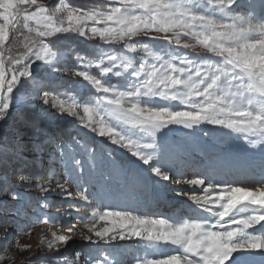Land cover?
Segmentation results:
<instances>
[{
    "label": "snow or ice",
    "instance_id": "obj_1",
    "mask_svg": "<svg viewBox=\"0 0 264 264\" xmlns=\"http://www.w3.org/2000/svg\"><path fill=\"white\" fill-rule=\"evenodd\" d=\"M118 6L107 11L96 8L72 7L68 3L49 8L40 0H0V121L11 115L9 109L14 103V92L29 80L35 81L33 65L42 61L56 72H69L87 81L101 96L91 93L82 103L73 96L60 99V93L50 96L47 84L35 87L34 92H43L45 105L58 108L59 114L79 118L83 128L107 136L112 145L127 150L143 165L148 166L154 177L163 181H175L179 185L201 186L202 195H189V200L206 215L183 214L179 217L150 219L144 215H133L131 211L93 212L92 219L107 221L111 227L90 231L99 241L111 244L133 238L141 242L143 254L133 258L130 264H245L233 254L260 250V264H264V188L251 190L228 186L217 192L221 183L215 179L217 170H200L194 167L191 176L184 179V171L167 167L175 158L184 156L180 148L176 156L171 154L172 146L166 143L164 130L169 125H183L195 131L201 124L220 126L238 133L249 148L260 149L264 156V15H255L256 3H239V0H115ZM264 8V0H259ZM27 30L22 42V51L12 54L10 47V25L13 35L16 25ZM104 25L98 27V25ZM35 25V26H33ZM73 32L87 40L97 37L105 44L120 43L129 52H144L146 55L133 57L122 52L101 51L95 60L77 56L83 70L57 66L53 60L56 47L49 37ZM150 33H163L162 37ZM169 33H172L169 35ZM148 40L162 39L176 48L153 50L148 43L134 40L137 36ZM188 37L195 43L182 42ZM197 47L211 57L190 59L179 48ZM7 57V58H6ZM148 57L152 58L150 63ZM218 58V59H214ZM137 59L139 63L137 64ZM95 67L100 77L90 74L88 68ZM111 74L122 77L120 86H105L102 78ZM79 82V81H77ZM123 88V90H121ZM156 100L169 103L159 104ZM179 101L188 110H176L170 102ZM150 105V106H143ZM83 115L80 114V109ZM98 117V119H97ZM107 118V119H106ZM114 121L115 123H112ZM20 128L11 141L0 136V165L5 171L9 165L27 166L26 153H43L55 144L47 156L48 163L40 155L31 161L41 171L39 176L24 175L18 168L20 182L31 184L33 180L57 179L58 187L67 197L74 195L86 205L107 207L103 203L112 195L111 179L116 176L136 175L118 161L113 152L105 153L85 138H73L78 147L65 144L62 137L49 134L43 127L41 117L25 109L20 114ZM118 126L120 127L117 130ZM125 129L129 130L126 134ZM31 130L40 136V143H25L20 133ZM131 130L143 133L133 138ZM208 136V132H203ZM101 159L107 160V170L101 166ZM53 165H59L67 179L59 183ZM103 176V180L99 177ZM177 177H180L177 179ZM264 185V179L255 181ZM67 185L76 191H69ZM126 184H121L125 187ZM42 191L50 187L38 184ZM193 187L190 192L195 193ZM0 194H17L5 179L0 184ZM185 195L187 192H180ZM6 202H0V205ZM243 205L251 206L249 214L237 210ZM71 206V205H70ZM3 223H10L4 220ZM72 232V228L68 229ZM70 235H54L48 243L67 244ZM83 239L95 244L92 236ZM67 251V249H65ZM54 258V259H58ZM4 257H0V260ZM26 264H33L31 258ZM44 264V262H42ZM69 264H121L119 260L101 253V258L90 259L82 251L75 252V260Z\"/></svg>",
    "mask_w": 264,
    "mask_h": 264
},
{
    "label": "rangeland",
    "instance_id": "obj_2",
    "mask_svg": "<svg viewBox=\"0 0 264 264\" xmlns=\"http://www.w3.org/2000/svg\"><path fill=\"white\" fill-rule=\"evenodd\" d=\"M40 2L48 5L49 8H55L57 4L68 3L72 7L96 8L104 11H107L111 6H118L115 0H40ZM248 2L249 0H239V3L243 4ZM253 2L256 3L254 12L258 9L264 10L259 0H253ZM103 26L102 24L98 25V27ZM16 28L18 31H15L13 35L10 25L9 36L12 54L22 51V42H26L24 41V35H27V30L22 28V24L16 25ZM21 33H24V35H21ZM171 34L169 33V35ZM150 35L162 37L163 33H150ZM57 36L58 38H48L50 42H54L56 45L53 51L57 53V56L53 60V64L66 66L73 70H83V65L77 60L78 55L85 58V63L88 60L95 61L101 51L113 50L137 58L146 55L142 51L129 52L120 43L105 44L99 37L87 40L85 37L73 32L61 33ZM133 39L148 43L154 51L161 48L170 50L177 47L174 44L169 45L162 39L148 40L143 35ZM184 41L195 43L194 40L188 37H182V42ZM178 51L186 53L190 59L212 56V54L206 53L199 47L196 49L179 48ZM148 60L150 63L152 62L151 57H148ZM138 63L139 59H137ZM87 70L90 74L101 78L99 69L94 66ZM33 74L36 77L34 82L29 80L19 92H14V103L9 109L11 115L6 118V121H0V132H5L1 133L0 136L11 135L12 123L18 124L19 129L18 120L20 115L16 116L15 112L16 114L17 112L22 114L25 109H29L33 114L41 117L44 121L43 127L47 133L62 137L65 144H72L74 147H78V145L75 144L73 138L80 139L83 137L89 143L95 144L98 150L102 148L105 153L108 151L113 152L114 157L118 161H123L126 168L132 169L136 175L116 176L109 181L112 195L103 202L108 205L107 207L89 206L75 195L69 198L62 193L58 187L57 179H53L50 184L48 180H33L31 184L20 182L18 175H16L18 168H23L24 175L39 176L41 169L31 164L32 158L34 155H40L47 164V156L49 152L54 151L55 144L46 148L43 153H26L27 166L25 164H19L16 167L9 165L6 172L0 171V184L7 179L9 184L13 186V191L17 194L16 199L9 194H0V202H6L0 205V257H4L0 260V264H26L29 258L32 259L33 264H42V262L44 264H69L70 261L75 260L76 251H82L90 259L101 258V253H104L109 260L116 258L121 264H130L135 256L143 254L141 242L136 238L125 241L117 240L111 242V244L97 240L93 231H90L93 225H95V230H101L104 227H111V224L98 218L93 220L92 213L94 211L103 213L105 211L126 210L131 211L133 215H144L150 219H164L169 216L176 218L183 214L195 215L200 213L206 215L195 207H188V202L192 203L188 198L189 195L203 194L200 191L201 186L179 185L175 181H163L159 177H154L148 166L143 165L127 150L112 145L107 136L100 137L98 134L83 128L78 117L67 114L61 115L58 108L45 105L43 103L45 99L43 92L36 94L34 88L46 83L48 87L46 90H50V96H56L60 93V99H68V95H70L75 98L77 103H82L90 93L93 96H101L103 93L97 92L81 77L74 76L72 71H53L52 67L47 66L42 61H37L33 65ZM102 83L105 86H120L124 81L122 77H114L109 74L108 77L102 78ZM64 93L68 95H64ZM68 103H72V100L68 99ZM156 103L166 104L169 102L156 100ZM170 103L176 107V110H188V106L181 104L179 101ZM80 114L83 115L82 108ZM12 116L14 119H12ZM112 123L115 122L112 121ZM120 127L123 126H118L117 130ZM128 131L125 129L126 134ZM204 131L209 133L208 136H204ZM16 133L17 131L14 132V135ZM131 135L133 138H139L143 136V133L138 130H131ZM164 135L166 143L172 146L171 154L174 157L177 154V148H180L184 153V156L175 158L167 165V167L173 169V173L184 171L186 173L184 179L194 178L191 176L194 167H198L200 170L215 168L217 170L215 179L224 182L219 185L217 192L228 186L248 189L253 187L252 190L264 188L262 184L255 183V181L264 179V161H258L259 164L250 167V170L245 171V169H242L239 174L231 172L228 168L232 155L246 142L240 134L236 135L229 129L203 123L195 131L186 129L183 125H169L164 130ZM12 137L10 136V138ZM20 138L25 143L30 142L33 145H35L33 142L39 144L41 139L39 135L33 134L31 130L21 132ZM108 163L107 160L101 159V166L105 171ZM53 168L58 174L59 183H64L67 177L64 176L61 167L53 165ZM179 178L177 177V179ZM99 179L103 180V176H100ZM38 184H44L50 187V190L44 192L38 187ZM121 184H126V186L122 188ZM66 187L69 191H76L71 185ZM193 187L197 189L195 193L190 192ZM180 192H187V194L181 195ZM4 220H8L10 223L5 224L3 223ZM69 228H72L71 233L68 232ZM54 235H70L72 239L67 244L57 242L50 249L47 245L54 240ZM84 236H92V240L96 243L93 244L83 239ZM255 251L257 250L241 253ZM57 257L59 258L54 259Z\"/></svg>",
    "mask_w": 264,
    "mask_h": 264
},
{
    "label": "bare ground",
    "instance_id": "obj_3",
    "mask_svg": "<svg viewBox=\"0 0 264 264\" xmlns=\"http://www.w3.org/2000/svg\"><path fill=\"white\" fill-rule=\"evenodd\" d=\"M255 15H257V16L264 15V10L262 11V10L258 9V11H255ZM235 134L239 135L238 133H235ZM258 161L259 162L264 161V156H262L261 150L258 148L257 149L249 148L247 143L244 142L242 144V146H240L237 149V152L234 155H232L228 168L231 172H233V173L236 172V174H239L242 169H245V171H247V170L251 169L250 167L257 166L259 164ZM252 189H253V187H252ZM188 203H189L188 207H190V208L195 207L196 209H198L193 203H191V202H188ZM198 210L202 211L200 209H198ZM237 211L240 212L241 214H244V215L249 214L251 211V206L243 205ZM233 255L235 257H240L245 262V264H260V256H261L260 250H257V251L252 252V253L238 252V253H234Z\"/></svg>",
    "mask_w": 264,
    "mask_h": 264
},
{
    "label": "trees",
    "instance_id": "obj_4",
    "mask_svg": "<svg viewBox=\"0 0 264 264\" xmlns=\"http://www.w3.org/2000/svg\"><path fill=\"white\" fill-rule=\"evenodd\" d=\"M72 39H73V38H72ZM39 77H41V76H39ZM13 115H14V113H13ZM15 115H16V116H17V115H20V113L17 112V114H16V112H15ZM15 115H14V117H15ZM14 117L12 116V119H14ZM17 126H18V124H14V123H12V126H11L12 128H11V133H10L11 135H10V136H14V132L18 131V127H17ZM1 133L3 134V133H5V132L2 131V132H0V134H1ZM35 135H36V134H35ZM5 136H6V135H5ZM10 136H9L8 134H7V136H6V137L9 139V141H11V139H12V138H10ZM27 143H29V142H27ZM33 143H34L35 145L38 144V142H33ZM0 171H4V172H6L7 170L5 171L4 166H3V165H0Z\"/></svg>",
    "mask_w": 264,
    "mask_h": 264
}]
</instances>
